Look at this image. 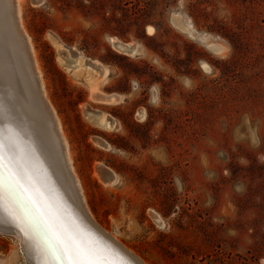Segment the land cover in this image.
Instances as JSON below:
<instances>
[{
	"label": "rangeland",
	"instance_id": "374dc122",
	"mask_svg": "<svg viewBox=\"0 0 264 264\" xmlns=\"http://www.w3.org/2000/svg\"><path fill=\"white\" fill-rule=\"evenodd\" d=\"M19 2L63 159L104 239L128 264H264V0ZM54 38L109 69L98 87L120 102L67 73ZM22 252L0 233V264H28Z\"/></svg>",
	"mask_w": 264,
	"mask_h": 264
},
{
	"label": "bare ground",
	"instance_id": "6f19581e",
	"mask_svg": "<svg viewBox=\"0 0 264 264\" xmlns=\"http://www.w3.org/2000/svg\"><path fill=\"white\" fill-rule=\"evenodd\" d=\"M15 3L0 0V233L16 238L28 264H71L73 259L84 264H128L102 236L68 172L67 160L65 163L63 159L66 140L43 93L39 71H33L29 37L22 28ZM185 29L193 31L187 22ZM147 31L152 34L154 30L148 27ZM53 40L64 70L76 80L89 81L94 99L100 97L108 104L120 102L118 95L102 94L99 90L109 69L56 38ZM110 42L125 55L142 52L139 45L116 38H110ZM101 119L104 128L113 127L109 116L102 115ZM101 146L107 148L105 143ZM109 172L101 171L113 184L117 176ZM10 186L17 196L21 194L32 214L39 217L43 232L33 227ZM49 240L55 241V249Z\"/></svg>",
	"mask_w": 264,
	"mask_h": 264
},
{
	"label": "snow or ice",
	"instance_id": "6c2138e0",
	"mask_svg": "<svg viewBox=\"0 0 264 264\" xmlns=\"http://www.w3.org/2000/svg\"><path fill=\"white\" fill-rule=\"evenodd\" d=\"M10 191L12 192V194L16 197L18 203L20 204L21 208H22V211L23 213L26 215V216H29L31 218V221H32V225L35 229L43 232V228H42V225H41V222H40V219L39 217H36L32 214V210L31 208L26 204L24 203L23 201V198L21 196V194H19V196H17V193L15 191V188L14 187H11L10 186ZM49 243L51 244L52 248L55 249L56 247V244H55V241L53 240H49ZM71 264H84L83 261L79 260V259H73L71 261Z\"/></svg>",
	"mask_w": 264,
	"mask_h": 264
},
{
	"label": "crops",
	"instance_id": "0c3cea01",
	"mask_svg": "<svg viewBox=\"0 0 264 264\" xmlns=\"http://www.w3.org/2000/svg\"><path fill=\"white\" fill-rule=\"evenodd\" d=\"M107 95H110V94H107ZM116 95H118L119 96V98H123L121 95H119V94H116Z\"/></svg>",
	"mask_w": 264,
	"mask_h": 264
},
{
	"label": "water",
	"instance_id": "95a60500",
	"mask_svg": "<svg viewBox=\"0 0 264 264\" xmlns=\"http://www.w3.org/2000/svg\"><path fill=\"white\" fill-rule=\"evenodd\" d=\"M105 170H106V168H101V169H100V171H105Z\"/></svg>",
	"mask_w": 264,
	"mask_h": 264
}]
</instances>
